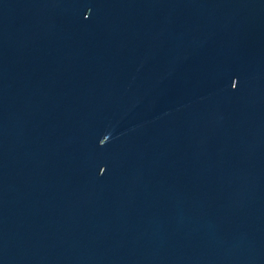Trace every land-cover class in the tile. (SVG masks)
Segmentation results:
<instances>
[{
	"label": "water",
	"instance_id": "1",
	"mask_svg": "<svg viewBox=\"0 0 264 264\" xmlns=\"http://www.w3.org/2000/svg\"><path fill=\"white\" fill-rule=\"evenodd\" d=\"M0 264H264V0H0Z\"/></svg>",
	"mask_w": 264,
	"mask_h": 264
}]
</instances>
